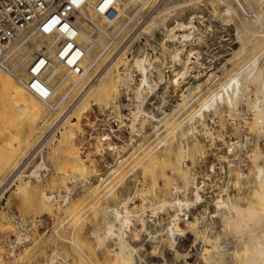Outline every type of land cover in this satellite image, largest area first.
Returning <instances> with one entry per match:
<instances>
[{
  "label": "bare ground",
  "instance_id": "bare-ground-1",
  "mask_svg": "<svg viewBox=\"0 0 264 264\" xmlns=\"http://www.w3.org/2000/svg\"><path fill=\"white\" fill-rule=\"evenodd\" d=\"M96 1L88 0L77 11L79 13L74 14V21L80 30L77 42L84 49L83 72L80 75H73L67 67L51 58L50 64L41 75L43 82L53 91L48 100H39L23 86L22 81L27 77V67L35 55L36 48L43 43L55 44L59 39L58 36L46 40L39 33L24 32L7 46L6 51L0 57V86L7 91L9 100L15 109L25 114L23 117L26 127L25 140L30 143L20 161L0 181V189L12 177H42L43 170L47 167L45 154L40 152L43 150L39 149V156L26 172H24L25 164L36 152L45 131L48 130L47 127L56 121L66 106L68 109L61 116L63 117L62 130L57 141L59 147L72 145L74 126L79 120L78 110L86 107L88 101L102 96L106 97V95L111 96V102L118 103L119 106L127 109V113L119 112L118 117L119 129H125L128 134L125 135L127 139L123 140L124 144L117 145L120 151L128 149L127 145L133 140L142 138L143 130L149 126L153 131L155 143L148 150L143 151L142 155L137 153L138 150L132 153V157L136 159L132 169L142 164L151 166L157 160V153L160 149H164L168 158L177 163H175L177 165L175 169H178L181 160L192 152L193 147L195 148L192 144L197 139V133L205 135L211 133L212 128L214 129L211 123H216V117L221 121L225 116L238 118L236 122H233V126L239 131L240 138L230 144L227 143L225 155L217 154L218 160L227 162L229 174L234 165L237 167V170L234 169L236 170L237 189L235 193H229L227 185L221 184L224 181L223 164L218 167L220 171L217 173L216 181L218 182L215 185L219 192H225V196L208 194L206 187L210 183L204 178H210L211 175L208 172L200 177L201 180H198L197 173L185 172L180 177V182H169L170 197L161 194L157 203H152L147 207L153 216H158L160 210L165 212L170 210L171 213L168 212L165 224L155 225L153 230L148 229L147 221L143 216L145 206H141V212H138L140 209L138 211L134 209V198L139 192L137 187L121 196L116 204H108L101 208L100 215L104 218V222L99 230H93L91 233L95 237L98 248L106 244L105 241L108 239H112L116 244L117 250L114 251V257L108 264H142V247L136 240L140 239L143 233L148 236L144 238H148L149 244L156 243L154 246L160 245L162 248H160L162 264H260L261 253H264V148L256 144L253 152L249 153L247 147L251 141H249L248 134H241L240 130L243 125L239 120L245 117V123L250 131H254L264 143V0H176L173 4L163 6L159 10L156 7V12L143 20H141L142 15L136 17V13L143 7L148 8L154 0H119L117 15L113 18H107L96 12L94 8ZM202 7L210 8L212 14L220 15L221 13L226 22L233 24V34L228 36L231 51L229 57L226 58L231 66L228 67L225 63L222 65L225 76L213 82L214 85L208 88L206 96L194 106L197 101L196 95L201 90L200 78L205 68L200 60L202 57L199 58V51L194 47L195 43L198 45L202 39L197 35L200 24L204 21L199 17L200 14H197ZM196 15L202 20L199 25ZM102 22L105 25H111L112 31L117 35L124 30L126 33L133 28L137 30L134 32L133 37L135 38L132 41L137 42L135 50L129 52L131 43L128 44V42L117 49V44L124 38L125 33L115 44L110 41L108 46L112 45V47L108 49L107 46L108 48L103 52L105 54L102 55L103 49H98L94 40L89 36L90 29H87L90 24L100 26ZM99 45L102 47L101 44ZM115 49L117 51L112 56V50ZM102 62L107 63L100 68ZM118 66H122L119 72ZM168 69L171 72L167 74ZM205 74L207 77L212 76L209 82H212L215 77L218 79L217 72L208 70ZM184 83L187 85L186 89H182ZM178 91H181L178 95L179 99L173 98L176 102L172 108L166 110L164 104L169 101L167 98L169 93L173 94L170 96H174V93ZM130 94L131 97H129ZM44 109H47L48 113H55L52 120L47 123V129H41L46 122L45 116H40V112ZM243 109L244 112L246 110V114L242 112ZM74 113H77L76 116L73 115ZM74 118L77 119L73 120ZM37 130L39 134L36 135ZM111 144L108 146L112 149ZM196 148L195 150H200ZM70 150L69 154L74 162V168L68 173V181L72 185L64 190L43 194L46 205L47 203L55 204L54 207L57 204L50 200L51 194L62 193L67 196V204L64 208L57 205L63 211V218L64 215L66 218L72 215H67L69 212L66 213V207L78 190L77 180L85 168V165L80 163L81 161L83 163V160L78 155V151L76 153L75 150ZM245 155L251 157V172L244 171L243 157ZM233 157L238 160V163L235 162L237 164L233 162ZM115 159L116 162L111 164V167L121 162V156ZM174 162H172L173 166ZM113 167L111 175H118L121 166L114 167L115 169ZM211 168L215 172L214 165ZM249 173L253 174L251 196L254 200L252 201L248 200L247 196L242 197L241 195L243 180ZM110 180H104L101 185L106 187ZM111 193L113 194V188L106 189L100 199L108 198L112 195ZM242 200L246 203L242 204ZM153 221L160 223L159 219H153ZM221 224L222 228L219 227ZM228 229H232L235 234V240H231L232 243L222 239ZM57 230L55 227L54 231ZM200 231L204 241H209L212 232L216 231L218 236L210 241V253L204 254L205 248L201 246L202 244L201 248L196 247L195 259L199 257L202 261L191 263L187 257L189 252H192L196 236ZM23 239L24 237L19 235L17 242L22 243ZM61 239L67 242L76 254L80 255L81 258L78 256L77 260L80 258L83 264H92L89 257L91 253L87 256L82 252L83 242L78 243L79 239L77 238L78 241H76L74 234L70 233L68 237H61ZM200 242L202 243V240ZM147 245L144 246L148 249ZM203 245L205 246L204 243ZM25 252L26 247L22 250L23 254ZM59 262L73 264V260L68 257L67 253L59 251L56 246L52 247L43 264H58ZM155 264L161 263L156 262Z\"/></svg>",
  "mask_w": 264,
  "mask_h": 264
},
{
  "label": "rangeland",
  "instance_id": "rangeland-1",
  "mask_svg": "<svg viewBox=\"0 0 264 264\" xmlns=\"http://www.w3.org/2000/svg\"><path fill=\"white\" fill-rule=\"evenodd\" d=\"M174 2H176V0H154L153 2L154 4L151 3V5L149 6L150 8L143 7L141 10L138 11V13H136L135 16L137 17V15L138 16L142 15L141 20H143L145 19V17L147 18L151 14H154L156 12V7L157 10H159L163 6L173 4ZM147 9L148 11L146 12ZM198 13L200 14L199 17H201V19L204 20L202 21L196 15L197 16L196 20L198 19V25L200 24L201 21L203 22V24H200V27L198 26L200 29L197 31L198 33L197 35L202 39H200V41L198 40L199 41L198 45L197 43H195L196 46L194 47L199 51V58L202 57L200 60L203 63V68L204 67L205 68H204V73L202 74L203 76L201 75L202 79L200 78V80L202 81L200 86L201 90L196 95L197 101L194 103V106L206 96V94L209 91L208 88H211L216 80H219L225 76V72L222 71V65L225 63L227 64L228 67L231 66L229 62L227 63L226 58L229 57L231 51L230 46L228 44V42L230 41L229 39L230 37L228 36H231L233 34L232 22H226L223 19L222 17L223 15L221 13L220 15H218L217 13H216L217 15L212 14L210 12V8L207 7H202L200 11L197 12V14ZM106 25L102 22L100 26H95V25L93 26L92 24H90V26L89 25L87 26V29H90L88 31L89 36L92 40H94V44L97 45L99 50L103 49L101 53L102 55L105 54L103 52H105L106 49L109 47L108 45L110 44V41L111 43L114 42L115 44L117 40L121 37V35L126 33V30H124L123 31L124 33L122 32L121 34L119 33L117 35L116 32L112 31L111 25L109 24ZM102 28L104 29L102 30ZM136 31L137 30H134L133 28L128 33H126L124 38H122L117 44L118 45L117 49L121 47L123 44L128 42V44L131 43L129 52L134 51L137 42L136 41L132 42V41L135 38L133 36L135 34L134 32ZM126 35L128 38L126 37ZM99 44H101L102 47H100ZM111 47H109L108 49H110ZM117 49L112 50L113 51L112 56L115 55ZM102 63L103 64L100 65V68H103L107 62H102ZM121 69L122 66H118V72ZM208 70L217 72L218 79H216L215 77L212 82H209V79L212 76L207 77L205 71ZM170 72L171 71L169 69L166 71L167 74ZM186 81H188V79H186ZM186 87L187 85L186 83H184L182 85V89L184 88L186 89ZM180 92L181 91L175 92L174 96H170L173 95L172 93H169V95L167 94L168 95L167 98L169 99V101L165 102L164 104V108L166 110L167 108L170 109L173 107V104L176 102L175 100L179 99L178 95ZM102 97H99L96 100L92 99L88 101L89 103H87L88 105H86V107L84 106V108H81L80 111L78 110L79 120L76 125L77 127L74 126V137H73L74 139H72L73 143L72 145H70V147L57 146L58 145L57 141L60 136V131L62 130L61 121L63 117L61 116L68 109V107L66 106L65 108L62 109V114L56 119V121L51 123L49 127H47L48 125L47 123H49L52 120L55 113H48L47 109H44V111H42L43 113L40 112V116L41 117L45 116L46 118V122L44 123L41 129L48 128V130L45 131L46 133L43 135V140L38 144V148L34 153V155L36 154V156L34 157V155H32V157L25 164L26 166L24 168V172H26L28 168L32 166L36 158L39 156V152H38L39 149L43 150L40 152H43L45 154V162L47 167L46 169L43 170V174L41 178L23 176L21 178L15 177L16 178L15 179L12 177L10 178L11 180H8L0 189V264H43V262H45L47 258L49 251L51 250L52 247L55 246L59 249V251L61 252L64 251L65 253H67L68 257L73 260L72 262L73 264H83L82 259H80L81 258L80 255L78 253L76 254V251L72 249L67 244V242L61 239V237L64 238L68 237L70 233L74 234V238L76 241H78L79 239L78 243L81 244L83 242L82 243L83 250L81 249L82 246L80 244L79 246H81L80 249L82 250V252L84 254L86 253L85 255L88 256L91 253L89 257L91 258L92 264H108V262L112 261L111 258L113 259L114 257V251L117 250V246H115L116 244H114V241L112 239H108L105 241L106 244H103L104 247L103 246L99 247L101 248L99 250L96 244V240L94 239L95 237L91 233L93 230H99L101 224L104 222L103 220L104 218H102V216L100 215L101 208H103L108 204H116L121 196L128 194L129 192L133 191L134 188L138 187L137 190L139 192L138 191L137 192L139 194L136 193V197L134 198L135 200L134 209L137 211L140 209L138 212H141L142 211L141 206H145L144 209L145 212L143 213V216L147 221L148 229L153 230L154 227H156L155 225L160 226L162 223L165 224L167 220V216L171 213V211L169 210L165 212L164 210L163 211L160 210L161 212L159 211V214H157L158 216H153L147 207L152 203L154 204L157 203L159 196L161 197V194H165L167 197H170L171 191H170L169 182H177V183L180 182L179 181L180 177L185 172L197 173L198 179H201L200 177H202V175L204 176L205 173L208 172L212 176V177L210 176V178L204 177L205 180L210 183V185L206 187V190L209 191L208 194H211L213 196L214 195L225 196L226 195L225 192H219L217 190V186L215 185L218 182L216 181L217 173H219L220 171V168L218 167H220V165L223 164L224 171L221 172L223 173L222 175L224 181H222L221 184H224V186L227 185L228 192L231 194L237 191L236 182H235V171L237 170L236 165L232 167L233 168L232 172L231 174H229V170H228L229 168L227 166V162L224 160H218V155H225L227 143L230 144L231 142H234L240 138L239 131L236 129L235 126H233V122H236L238 118L233 119V118H229L228 116H225L224 120L221 121L218 117H216V123H211V126L214 127V129L212 128L211 133H207L206 135L204 133H197L196 134L197 139H195V143L192 145H195V148L197 147L196 149H200L201 151L195 150V148L193 147L192 152H194L195 155L194 153L191 152L192 154L190 153L188 156H186V158L182 159L180 164H178L180 169L179 167L178 169H175L177 168L176 167L177 163L168 158V156L165 154L164 149H160L158 151L157 160H155L151 166H146L142 164L141 166L138 165L137 167H135V169H132L136 161V159L132 157V153L138 150L137 153L142 155V153L148 150L155 143L154 141L155 137H153L152 135L153 131L150 129L149 126H146L145 129L143 130V135L145 137L143 136L142 138L133 140L130 143L131 145L128 144L126 147L129 150L125 149V151L123 152L120 151L117 145H121L123 143V140L127 139L126 136L128 134L125 129L120 130L118 126H117L116 136H114L110 141L106 143L93 142L91 145H89V148L85 149L86 151L85 150L82 151L78 146L77 137H78V132L81 129V125L83 123V117L92 109H94L95 111L102 110L107 108L111 103V96L106 95V97L105 96ZM129 97H131V94L129 95ZM117 107L118 108H116L114 111L115 116L119 117L120 115L119 112L127 113L126 108L119 105ZM242 112L246 114V110L244 112L243 109ZM75 114L77 113H74L73 115ZM23 117H25V114L24 113L22 114L20 111L15 109V107L12 105L11 101L9 100L7 91L2 89L0 86V181L5 177V175H7L10 172L11 168L14 167L15 164H17L20 161L22 155H24V153L29 147L30 143L25 140L26 127L24 124L25 119H23ZM76 119L74 118L73 120ZM239 121L243 125L240 130V132H242L241 134L243 135L244 133L246 135L248 134L250 138L249 141H251L248 143L249 146L247 147L249 153L251 154L253 152V148L255 147L256 144L263 149L264 143L263 140H261L262 138L257 137L254 131L252 130L250 131L248 125L245 123V117L240 119ZM41 129L39 131H41ZM149 129L150 131H148ZM37 133L39 134L38 130L36 131V135ZM109 144L113 146L112 149L108 146ZM71 148L75 150L76 153L78 151V155L81 157V160H83V163L82 161L80 163L85 165V168L84 171L79 174V179L77 180V185L79 187L76 194L74 195L75 199L73 198L71 203L66 207L67 209L66 213L69 212L67 213V215L69 214L72 215L71 216L69 215V217L67 218L64 215L63 218V211L59 208V206L56 205L57 207L56 206L54 207L53 205L55 204H50V203H47L46 205V201L43 198V194L50 193V191L57 192L59 190H64L70 187V185H72L68 181V177H69L68 173H70L74 168V162L72 161L71 155L69 154V150ZM192 155L195 157H193ZM118 156H121L120 159L121 162L119 161L117 163L119 167L121 166V168L118 175L112 176L111 170H113L112 169L113 166L111 167V164L113 165L116 162L115 158H117ZM191 157H193V159H190ZM243 158H244L243 159L244 171L251 172V168H252L251 157L245 155ZM234 159H236V157H233L232 160L234 163L235 162L238 163V160L237 159L234 160ZM172 162H174V166ZM116 165H114L115 168L118 167ZM163 165L166 166L164 167ZM212 165H214L215 172L212 171L211 168ZM59 172H62L66 175L64 174L62 175ZM226 172L228 174H226ZM106 179H111V180L107 184V186L104 187L101 184ZM252 180H253V174L249 173L246 176V178L243 180V185L241 186L242 197L247 196L248 200L251 201L254 200V198L251 196ZM95 184L96 186L94 187ZM97 188L98 190H96ZM108 188H113V194L111 193L112 195H110L108 198L100 199L102 193H104V191ZM241 203L245 204L246 202L245 200H242ZM92 212H94V214ZM16 214H19L24 218L33 221L34 228L31 230L29 237L27 239H24L22 243H18L17 240H15L17 229L13 221V216ZM39 219H43L44 222L42 224L36 225L35 222L38 221ZM153 219H159L160 223L158 224L157 221L156 223H154ZM181 225L183 226V223H181ZM138 226H140V223H138ZM55 227L58 229L57 231H54ZM219 227L222 228L223 227L222 224ZM225 233L226 234L224 235V237L222 236V239L224 238L223 239L224 241L228 240L227 242L232 243V241L235 240L234 237L235 234L233 230L228 229L226 230ZM144 236L148 237L146 233H143L141 235V238L139 237L140 239L136 240L137 242L140 243L139 246L142 247V252H143L142 264H155L156 262L162 264V259L160 255L161 254L160 251L162 248L160 247V245L154 246L156 243H153L154 245L149 244L148 238H144ZM202 236H203L202 232L201 231L198 232L196 236L197 239H195L194 242L195 246L192 247V252L191 251L189 252L187 259L190 260L191 263H195L196 261L201 263L202 261L199 257L195 259L196 254L194 253L196 247L199 249L201 248V246H203L205 248L204 254L211 252L210 241H213L215 237L218 236V233L216 231L212 232L209 236V241H204ZM200 240H202V243L200 242ZM203 243L205 244V246L203 245ZM144 245L145 246L147 245L148 249L150 248L151 250L150 249L148 250ZM25 247H26V252L24 253L25 254L24 255L22 253V250ZM154 249H156V251ZM14 256H18V257L15 258ZM78 256L80 257L79 260H81L82 262L81 261L79 262V260H77ZM58 264H62V262H59Z\"/></svg>",
  "mask_w": 264,
  "mask_h": 264
},
{
  "label": "built area",
  "instance_id": "built-area-1",
  "mask_svg": "<svg viewBox=\"0 0 264 264\" xmlns=\"http://www.w3.org/2000/svg\"><path fill=\"white\" fill-rule=\"evenodd\" d=\"M118 1L97 0L94 8L99 14L113 18L117 15ZM87 2L88 0H0V57L7 46L24 32L39 33L46 40L53 36L59 37L55 44L43 43L36 48L35 55L27 67V77L22 81L23 86L39 100H48L53 92L41 78L51 58L67 67L73 75L83 72L84 49L77 42L80 30L74 21V14ZM40 61L44 63L40 64ZM38 64L40 71H32ZM117 106L118 103L111 102L107 108L97 111L92 109L83 117L77 137L78 146L82 151L89 148L93 142L106 143L116 136L118 116L114 115V111ZM50 200L62 208L67 204V196L62 193L51 194ZM13 221L17 229L15 240L19 235L27 239L34 228L33 221L19 214L13 216ZM43 222V219H39L35 223L39 225Z\"/></svg>",
  "mask_w": 264,
  "mask_h": 264
},
{
  "label": "snow or ice",
  "instance_id": "snow-or-ice-1",
  "mask_svg": "<svg viewBox=\"0 0 264 264\" xmlns=\"http://www.w3.org/2000/svg\"><path fill=\"white\" fill-rule=\"evenodd\" d=\"M101 10H103V8H101ZM47 28H48V26L46 25L45 26V30H47ZM67 28V26L65 25V29ZM44 62L43 61H40V64H43ZM40 64H38L36 67H34L33 69H32V71H34V72H38V71H40ZM34 87H37L38 85H33Z\"/></svg>",
  "mask_w": 264,
  "mask_h": 264
},
{
  "label": "clouds",
  "instance_id": "clouds-1",
  "mask_svg": "<svg viewBox=\"0 0 264 264\" xmlns=\"http://www.w3.org/2000/svg\"><path fill=\"white\" fill-rule=\"evenodd\" d=\"M261 261H260V264H264V253H261Z\"/></svg>",
  "mask_w": 264,
  "mask_h": 264
}]
</instances>
